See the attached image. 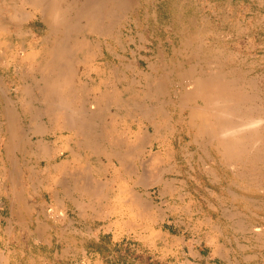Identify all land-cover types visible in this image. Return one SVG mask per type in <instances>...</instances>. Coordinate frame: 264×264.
<instances>
[{
    "label": "rangeland",
    "instance_id": "obj_1",
    "mask_svg": "<svg viewBox=\"0 0 264 264\" xmlns=\"http://www.w3.org/2000/svg\"><path fill=\"white\" fill-rule=\"evenodd\" d=\"M52 2L64 11L65 17H69V20L76 23V25L67 26V40L73 36L80 39L84 37L89 42L87 49L77 46V49L73 50V58L77 62L72 66L73 73L68 76L71 77L74 89L78 88V91L74 95H69L68 105L71 104L66 110L72 112L71 115H77L80 118H91L86 122L88 127L83 131L82 138L88 139L89 147H93L95 151L89 154L90 159L86 160V164L93 186L97 184L95 186L97 188L89 186L95 191L92 192L94 189L89 190L82 178L87 171L82 168L81 164L74 165L73 163L74 167L69 171L74 174L76 183L67 185V188L78 194L80 198L90 199L91 204L96 207L93 210V225L101 226L102 230L109 232L106 235L107 244L114 241L116 243L126 242L133 245V249H128V251L135 253L144 246H159L162 243L163 237L156 231H148L147 225H142L141 220L138 219L141 212L130 206L133 185L129 183L142 178L149 179L150 190L155 189V195L158 194L157 188L164 183L161 193L170 199L184 197L188 202V199L206 196L215 203L216 208L212 210L204 206L202 215L212 218L217 224H232V221L234 225L240 226L249 223L264 224V219L255 215H247L246 210L249 206L248 197L264 195V185L256 183L259 177L264 175V56H262L264 54V45H262L264 44V26L261 25L260 28L258 25H253L248 34L243 33L240 24L233 28L228 25L232 20L225 8H197L196 6L199 5L197 0L186 1L185 6L180 9L173 7L181 6L183 2L180 0H170L169 3L167 0H106L98 6L96 13L91 15L93 19H90L89 25H85V17L81 12L83 0H53ZM2 3L5 11L3 14L0 10V200L6 203L13 179L19 177L22 182H30L27 180L28 175L34 172L26 165L20 170L13 169L9 163V160L13 158L12 155L16 160H28L29 165H37L38 170L46 165V162L36 160L30 150L23 152L25 145L30 143L31 146H29L33 148L34 142L38 141L36 133L27 126L29 117L25 115L23 106L27 102L28 104L33 102V110L37 107L43 109L44 106L36 100L37 82L40 81L42 84V81L40 73L36 70L38 65L35 63L33 51L7 48L8 43L13 46L18 44V36L1 29L2 24L9 23L10 19L7 6L10 2L0 0L1 6ZM168 4L170 8L167 7ZM27 11L31 9L27 8ZM145 12L149 14L145 16ZM252 12L249 15H253ZM32 14L44 37L48 30L46 23L39 15ZM137 17L140 19L137 20ZM154 17H157L154 25L141 24L142 22L146 24V19L151 23ZM234 17V19L241 20L238 15ZM143 28H145V33L146 29L149 32L153 29L156 37L149 45L150 49H141L134 53L130 49L135 50V45L138 46L137 32L141 33ZM227 29L230 30L227 31ZM12 31H15V28H12ZM119 35L123 38L122 42H126L124 38H127L131 40V43H125V46L119 45L117 41ZM51 38L54 41L57 40L53 37L43 39L42 45L46 46V41ZM140 42L142 44V41ZM68 43L72 44V41ZM77 43L82 44L81 41H74L73 44L77 45ZM105 47L108 48L106 51ZM46 51L47 49H44L41 52L42 57L39 59L42 63L48 58ZM9 52L12 54L7 55ZM14 54L19 58L23 56L24 61L25 59L30 61L26 65L23 64L25 66L21 67L23 71L12 67ZM6 66L11 67L8 70ZM210 68L217 69L220 74L222 73L221 76L233 81V87L242 96L238 103V112L241 116L260 117L261 129L259 127L258 134L252 135L253 139L255 135V139L258 138L255 145L257 148L252 146L255 142L248 134L244 138L248 141V150L239 155L235 153L232 158L225 157L211 145L214 138L212 139L208 133H201L197 130L196 124L200 122V119L195 116L190 120L189 109L182 110L179 102L175 100V92H185L180 89V81L206 77ZM157 82L159 84L155 91L154 85ZM81 88H85L87 93L81 94ZM114 89L115 92L121 91L123 97H126L124 104L114 97L103 98L98 100V103L92 99L93 94L101 97L103 92L109 90L108 93H111ZM32 90L33 92L29 93ZM1 94L4 96L3 99ZM191 104L195 103L191 101L189 105ZM154 106L156 111H154ZM90 109L96 112L93 116L89 114ZM43 116L48 118L44 112L39 115V118ZM22 117H24L23 120ZM153 121H161L162 124L163 150L160 153L155 151H158L156 146L153 150L149 146L153 136L150 122ZM9 123L12 128L9 127ZM140 129L144 130L147 137L137 145L136 138ZM10 131L15 134V138L12 142L11 153L8 155L5 149ZM54 137V135H48L46 140L50 142ZM101 139L104 141L105 152L100 153L101 160H96L95 157L99 155L97 148L102 142ZM252 147L255 149L253 150ZM256 154L260 156L256 157ZM64 155L60 154L56 160L63 158ZM151 155L154 156L153 160L150 159ZM119 157L124 160L123 164L119 163ZM102 165L105 170L102 169ZM37 173L44 174L40 171ZM196 181H200L202 185H195L193 182ZM240 181H254L255 183H235ZM26 186L29 192H33L35 188L34 191L44 193L48 200L51 197V189L55 187L53 184ZM170 195L173 196L169 197ZM177 195L179 197H176ZM99 205L105 207L98 209ZM68 212L70 217L75 215L70 209ZM186 213L187 217H192L191 221L197 215H201L195 211V208L188 207ZM115 218L118 220L115 221ZM4 224L5 222L2 225ZM140 229L143 230L140 231ZM7 235V231H0V264H55L56 258L49 255L55 250L47 246L33 245L32 242H26L23 246V242L9 240L4 248V241H8ZM61 251L58 250V257ZM154 251L160 255L164 250L157 248ZM63 252L66 253L68 250H63ZM247 253L251 251L245 245L235 247V254ZM66 258L64 254L58 260L66 261ZM242 259L243 263L247 264L252 263V260H257L248 255ZM105 264L137 263L126 259L121 262L114 260L111 256ZM215 264L222 263L215 262Z\"/></svg>",
    "mask_w": 264,
    "mask_h": 264
},
{
    "label": "crops",
    "instance_id": "obj_2",
    "mask_svg": "<svg viewBox=\"0 0 264 264\" xmlns=\"http://www.w3.org/2000/svg\"><path fill=\"white\" fill-rule=\"evenodd\" d=\"M9 1L10 7L13 9L19 10L22 7L20 0ZM169 1L167 0L168 3ZM180 1L183 2L181 6L175 5L173 7H177L178 9L183 8L185 6L184 3L188 0ZM198 1L199 5L196 6L197 8H225L226 12L230 13V20H232L228 25H231L233 28L240 24L243 33L248 34L250 27L253 25H258L260 28L264 26V0ZM25 5L30 9L34 8V5ZM167 7L170 8V4ZM0 10L4 14L3 3L2 6L0 5ZM251 10L255 11L252 12ZM251 12L253 15H249ZM148 14V12H145V16ZM235 15H238L241 20L234 19ZM136 19L139 20L140 18L137 17ZM152 19L151 23L146 19L147 23L143 24L142 22L141 24L145 26L154 25L157 17ZM35 21L33 17L26 16V13L22 14L18 20L19 31L14 26H9L5 23L8 30L2 26V31L10 34L14 33L18 36V44L13 46L11 43H8L6 44L7 48L11 50L22 48L24 51H40V54L44 49L53 47V39L46 41V46L42 45L44 37L41 35V29ZM38 21L41 20L38 19ZM10 28H15V31H11ZM144 30L145 28L141 30V33L137 32L139 47L135 45V50L130 49L134 53L141 49H150L149 45L153 43L156 37L154 36L153 29L151 32L146 29V33ZM231 31L233 32V29ZM122 39L121 35L117 37L119 45L125 46V43H131V40H127V38H124L126 42H122ZM69 41H72V44L74 41H81V45L78 43L76 45L81 49L89 47L88 39L84 37L80 39L79 37L72 36ZM140 41H142V44ZM107 49V47L104 48L105 51ZM8 54L11 55L12 52ZM10 67L6 66V69L9 70ZM12 67L14 68L13 65ZM58 116H54L52 119L45 118L44 116L37 119V124L33 128L36 131L35 135L41 141L42 147L38 150L36 147L31 148L29 145H25V150L23 151L30 150L36 160H44L46 165L38 170L37 165H29L28 160H16L14 155H12V160H9L13 169L20 170L26 165V167L31 168L35 173L32 172V174L28 175L27 180L30 182H22L19 177L14 178L10 183L11 188L7 194L8 200L6 203L0 200V231L8 232V241H4V248L9 243V240L23 242V246H25L26 242H32L33 245L37 244L38 246H47L55 250V252L49 253V255L56 258L55 264H105L111 256L114 260L117 259L122 262L126 259L137 264H215V262L222 264H247L243 263L242 259L246 255L257 259L256 261L252 260V263L249 264H264V224L256 225L249 223L240 226L234 225L233 221L232 224H217L212 218L202 215L205 209L204 206L212 210L216 208L212 200L206 196L188 199V202L185 201L184 197L178 199L167 198L165 194L161 193L164 183L157 188L158 194L155 195V189L153 191L150 190L151 185L148 178L137 179L135 180L136 182L129 183L133 185L130 206L141 212L138 215V219L141 220L142 225H147L148 231H156L163 237L162 243L159 246H144L140 250H136L135 253L128 251V249H133V245L126 242L116 243L114 241L107 244L106 235L109 232L102 230L101 226L93 225V210L96 207L91 204L90 199L85 200L83 197L80 198L78 194L67 188V185L76 183L74 181V174H71L69 171L74 165L81 164L82 168L87 171L85 175L89 174L86 160H89V154L95 151L93 150L94 148L91 150L89 143H86L81 135H83L82 131L88 127L86 122L90 121L91 118L85 117L84 119L73 115L67 119V116ZM82 121L86 124L85 126L82 124ZM30 134L33 135V133ZM48 135H54L55 137L52 141L48 142L46 140ZM14 151L15 149L12 153ZM104 152L105 147L102 139L101 144L97 148L99 155L95 157L96 160H101L100 153L103 154ZM60 154L65 155L63 158L56 160ZM101 167L105 170L103 165ZM38 171L44 174L39 175ZM85 175L82 176L83 180L86 178ZM88 176L91 178L90 174ZM260 177L256 183L264 185V175ZM193 183L195 185H202L200 181ZM235 183L255 182L240 181ZM29 184L33 186L55 185L51 189L50 200L45 197L44 193L34 191V187H32L34 188L33 192H29L26 186ZM171 196L173 195L169 197ZM176 197H179V195ZM247 201H249V206L246 209L247 215H255L264 219V195L248 197ZM104 207L99 205L97 208L102 209ZM187 207L195 208V211L201 215H197L191 221L192 217H187ZM69 209L75 215L70 217L68 215ZM231 209H234L233 205ZM117 220L118 218H115V221ZM3 222H5L4 225H2ZM142 230L140 229V231ZM242 244L248 247L251 253L235 254V247ZM157 248L164 251L160 255L156 254L154 249ZM59 249L62 250L59 257H63L65 254L67 256L66 261L58 260ZM66 249L68 252L64 253L63 250Z\"/></svg>",
    "mask_w": 264,
    "mask_h": 264
},
{
    "label": "bare ground",
    "instance_id": "obj_3",
    "mask_svg": "<svg viewBox=\"0 0 264 264\" xmlns=\"http://www.w3.org/2000/svg\"><path fill=\"white\" fill-rule=\"evenodd\" d=\"M52 1L53 0H20V4L22 7L19 8V10L15 9V8H14L15 9L14 10L12 7H10V3L7 4L8 9H9L8 14L10 15L9 23L7 22L9 26H14L16 28V30H18L19 17L24 13H26V16L28 15V16L32 17L33 16L32 13H34V16L39 15V17L47 25L48 30H47L46 35L44 36V39H48L50 37H53L55 39L57 38V40H55L53 43L54 44L53 47H50L45 52L46 54H48L47 55L48 58L45 59L43 61V63L39 59L40 57H42L41 53L39 54L40 51H33V53H34L33 57H34V59H36L35 63H37L36 65H38V69H36V70L38 73H40V80L42 81L41 82L42 84H40V81L37 82L38 87H37L36 100H38V103L42 104L44 107H43V109H42V107H37L36 109L33 110L32 109L33 108L32 106H34L33 102H31L29 104H28V102L27 103L25 102L26 104H24L23 109L25 111V115L29 117L27 126L29 129H31V131H33L35 133H36V131L34 130L33 126L35 124H37V119H39V115H41L43 112L49 119H52L54 116L59 117L58 115L65 116V117L67 116L66 117L67 119H68V117L71 118V116H73V115H71L72 112H68L66 110L68 108V106L71 104L70 103L68 105V103H69L68 97L71 94L74 95L75 92L78 91V88L74 89L71 77L68 76V74L73 73V67L72 66L74 65V63L77 62V60L73 58V50L77 49V46H76V44H69L68 43V41H69V40L67 41L68 33L66 32L68 30V27H67L68 25H71V24L76 25V23L69 20V17H65L66 15H65L64 11L61 10V8L56 3L52 2ZM105 1L106 0H83L81 12L85 17V22H84L85 25H87V24L89 25L90 19H93V18H91L92 17L91 15L93 13H96L97 8H99L98 6L105 3ZM25 4H28L30 6L34 5V8H31V11H27L28 7H26ZM70 8H72V7H70ZM103 17H104V15H103ZM3 26H4L3 28H6L8 30L7 25H3ZM10 29L12 31V28H10ZM70 36H72V35H70ZM13 58H14L13 65L16 69H21L23 64L26 65V64L30 63V61H28L26 59L24 61L23 56H22V58H19L17 55L14 54ZM94 58H95V56H94ZM23 67H25V66H23ZM126 68H129V67H126ZM221 74L217 69L210 68L206 77H197L194 79L192 78L190 80H185V82L180 81V89H183V91H185V92L182 93V92L177 91V92H175L174 97H175V100H177L179 102L182 110H184L185 108L189 109L190 120H192L195 116H197L200 119V122L196 124L197 130L201 133H206V134L208 133L212 139L214 138L212 140L211 145H213L215 150L220 151L225 157L231 158L233 156V154H235V153H238V155H239L241 152L245 153V151L248 150V141H245L244 138L248 134L251 136L254 134H258L257 130L259 129V127L261 126L262 123L260 121V117L259 118L258 117L250 118V117H243L239 114L238 103L240 102L242 96L240 95V93H238L236 91L235 87H233V84H232L233 81L231 79L224 77V76H221ZM158 84L159 83L157 82L154 85L155 91H157ZM27 85H25V86H27ZM81 87H84V86H81ZM29 88H31V87H29ZM84 89L83 88L80 89L81 94H85V92L87 93V91H85ZM108 91L103 92L101 97H97L96 94H93L95 96L92 95V99L97 101L95 103H98V100H102L103 98L106 99V98L114 97L115 99H117V98L120 99L122 104H124L126 102V97L125 98L123 97V93H121V91L115 92V89H114V91L111 90L112 91L111 93L110 92L108 93ZM31 92H33V90L29 91V93H31ZM27 93H28V91H27ZM3 94H4V92H3ZM1 98L2 99L4 98V96L2 94H1ZM13 100H15V99H13ZM28 100H29V98H28ZM93 100H90V102H93ZM25 101H26V99H25ZM191 101H193L195 104L189 105V102H191ZM20 103H22V101ZM96 108H98V106H96ZM154 109H155L154 111H156L155 106H154ZM90 111H91V113H89V114L92 116L96 113V112H94L93 109H90ZM10 117H11V115H10ZM78 117H80V116H78ZM113 117H115V116H113ZM83 118L85 119V117H83ZM15 120H13V121L15 122ZM5 121H6V119H5ZM92 123H94V122H92ZM29 124H30V127H29ZM123 125H124V123H123ZM150 125H151L152 130H153V132H152L153 136H152V139H150V145L149 146H150L151 150H153V147L156 146L158 148V151L157 150H155V151L157 153H160L163 150V142L161 141V137H162V135H161V125H162L161 121L150 122ZM89 126H90V123H89ZM91 126H92V124H91ZM9 127L12 128L10 123H9ZM260 129H261V127H260ZM82 132H80V133H82ZM138 133L139 134L137 135V138L135 137L137 140L136 141L137 145H139L143 141V138L147 137L146 133L142 129H140L138 131ZM259 135H262V134L259 133ZM259 135H257V136L259 137ZM27 137H29V136H27ZM8 138H9L8 141L6 140L7 145H6L5 150L7 151L8 155H9L11 153V150H12L11 149L12 148V142L14 141L15 134L12 131H10ZM255 138H256V135H255ZM255 138L253 139V136H252V139L254 140L253 142H255V144L253 143L254 145H252V146L257 148L255 145H256V141L258 138L257 139H255ZM259 139H260V137H259ZM83 140L86 143H90L89 140L86 138L85 139L83 138ZM40 142H41L40 139H38V141L34 142L33 148L36 147L38 150H40L42 147ZM27 143H28V140H27ZM28 145H30V143H28ZM249 145L251 146V144H249ZM91 148H93V147H91ZM255 148L252 147L253 150ZM153 155H154V153H153ZM258 155L256 157H258ZM153 157L151 155L150 159L153 160ZM158 159H160V158H158ZM118 160H119L120 164L124 163V160L121 159V157H119ZM154 160H155V158H154ZM148 165H150V164H148ZM147 168H149V166ZM79 172H81V171H79ZM88 175L89 174L85 175L86 178H84V181L87 182L85 185L88 186V188H89V186H93V182L91 181V178ZM95 186H93V187L95 188ZM88 188L86 187V189H88ZM94 188L90 187L89 190L94 189ZM95 189L92 190V192H94Z\"/></svg>",
    "mask_w": 264,
    "mask_h": 264
}]
</instances>
